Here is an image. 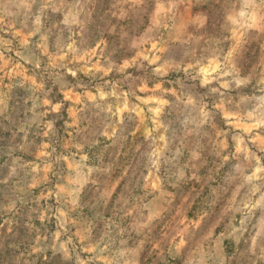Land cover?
I'll return each instance as SVG.
<instances>
[{"label": "rangeland", "instance_id": "obj_1", "mask_svg": "<svg viewBox=\"0 0 264 264\" xmlns=\"http://www.w3.org/2000/svg\"><path fill=\"white\" fill-rule=\"evenodd\" d=\"M254 1L0 0V264H264Z\"/></svg>", "mask_w": 264, "mask_h": 264}, {"label": "crops", "instance_id": "obj_2", "mask_svg": "<svg viewBox=\"0 0 264 264\" xmlns=\"http://www.w3.org/2000/svg\"><path fill=\"white\" fill-rule=\"evenodd\" d=\"M160 1L163 2V0H160ZM250 1H252V0H214V27H217L216 24H219V22H221V21L223 22L226 20L227 21L231 20V18L235 15V11H237L238 14H241L243 18L245 17V15L250 16V12L247 10L249 7H251V5H249ZM260 1L261 0L254 1L253 5H255V3H257L256 5H258V7H259L262 3H264V0H262L261 2ZM209 2L211 5L212 0H207L205 2H203V0H180V4H182L184 6H202V5L209 4ZM158 3H159V1L157 2V4ZM234 7H236L237 9L234 10L233 9ZM220 10L223 11V15L218 16L220 14ZM187 12H188L187 9H185L184 14H187ZM262 12H264V11H262ZM260 13H261L260 9H258V11H254V14H258L257 17L259 18V22H261V21L264 22V18L261 19ZM232 14H233V16H232ZM220 17H221V19H219ZM183 20H186V18ZM188 26L189 25L185 26L186 30L191 28V25L189 27ZM244 27L235 28L234 26H231L229 28L230 33H228V36H226V37L231 38L235 31H238V32L241 31L243 33V31L245 29Z\"/></svg>", "mask_w": 264, "mask_h": 264}, {"label": "clouds", "instance_id": "obj_3", "mask_svg": "<svg viewBox=\"0 0 264 264\" xmlns=\"http://www.w3.org/2000/svg\"><path fill=\"white\" fill-rule=\"evenodd\" d=\"M259 7L260 9H264V3H262ZM261 16L262 18H264V12H261Z\"/></svg>", "mask_w": 264, "mask_h": 264}]
</instances>
